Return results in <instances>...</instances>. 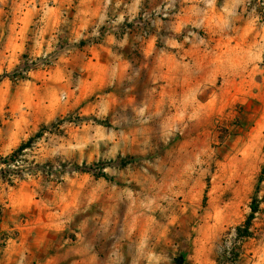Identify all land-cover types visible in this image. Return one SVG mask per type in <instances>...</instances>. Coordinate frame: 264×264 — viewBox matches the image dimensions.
Masks as SVG:
<instances>
[{
  "label": "rangeland",
  "instance_id": "obj_1",
  "mask_svg": "<svg viewBox=\"0 0 264 264\" xmlns=\"http://www.w3.org/2000/svg\"><path fill=\"white\" fill-rule=\"evenodd\" d=\"M0 264H264V0H0Z\"/></svg>",
  "mask_w": 264,
  "mask_h": 264
},
{
  "label": "trees",
  "instance_id": "obj_2",
  "mask_svg": "<svg viewBox=\"0 0 264 264\" xmlns=\"http://www.w3.org/2000/svg\"><path fill=\"white\" fill-rule=\"evenodd\" d=\"M41 136V132H37L34 136L27 138L26 140L22 141L6 158L5 163L10 164V162H15L17 157L25 150L26 148H30L33 145V142L36 138ZM6 181L9 183L12 182L11 178H7L10 176H4ZM259 207L256 203V200L253 199L250 203V212L243 221L242 224L236 226L235 231L238 236L249 237L250 236V227L252 223V219L256 212H258Z\"/></svg>",
  "mask_w": 264,
  "mask_h": 264
}]
</instances>
